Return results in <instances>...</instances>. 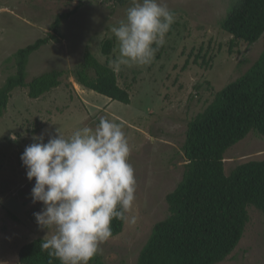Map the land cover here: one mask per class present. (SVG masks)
<instances>
[{
	"label": "rangeland",
	"instance_id": "1",
	"mask_svg": "<svg viewBox=\"0 0 264 264\" xmlns=\"http://www.w3.org/2000/svg\"><path fill=\"white\" fill-rule=\"evenodd\" d=\"M229 1L166 0L175 22L153 62L116 72L118 83L131 94L130 102L122 103L79 84L69 69L81 61L87 43L104 62L101 42L113 38L109 64L119 55L110 29L125 19L131 0L122 5L112 0H0V87L15 70L13 59H5L47 35L58 13L74 10L62 19L59 40L31 53L25 66L26 81L52 69L68 72L36 98L28 96L26 87L14 88L0 116V264H20L24 243L48 238L33 215L43 207L32 203L35 180L27 179L20 159L34 142L33 135L44 133L47 142L59 128L67 138L79 128H95L102 117L119 124L126 134L136 178V199L128 215L137 219L134 224L124 222L122 231L101 245L98 254L103 264H135L153 225L169 214L166 195L182 177L189 117L243 74L264 48V32L252 44H230L232 36L220 27ZM191 51L212 54L210 65L199 64L202 57L196 63V56L189 57ZM263 158L264 136L250 132L226 150L224 170ZM247 210L249 221L237 246L216 264H264V215L253 205Z\"/></svg>",
	"mask_w": 264,
	"mask_h": 264
},
{
	"label": "trees",
	"instance_id": "2",
	"mask_svg": "<svg viewBox=\"0 0 264 264\" xmlns=\"http://www.w3.org/2000/svg\"><path fill=\"white\" fill-rule=\"evenodd\" d=\"M112 1L122 5L128 0ZM72 12L58 13L47 35L5 59H13L15 70L0 87V116L14 88L26 87L28 96L36 98L57 86L68 72L52 69L26 81L25 66L31 53L59 40L60 23ZM220 27L232 36L231 45L237 40L252 44L264 32V0H230ZM114 48L113 38L102 40L100 50L106 57L102 62L87 43L81 61L69 72L84 87L110 100L129 103L128 88L118 83L117 73L109 67ZM194 53L191 51L189 57L196 56V63L202 57L199 64L210 65L212 54L207 57L206 53ZM250 132L264 136V48L243 74L217 90L201 111L189 117L182 145L186 160L182 177L166 195L169 214L153 225L135 264H216L235 249L249 221L247 206L253 205L264 215V158L238 163L228 173L224 170L226 150ZM123 225L114 219L111 237L119 234ZM43 240L35 238L24 243L18 262L60 264L42 250ZM89 263L103 261L97 254Z\"/></svg>",
	"mask_w": 264,
	"mask_h": 264
},
{
	"label": "clouds",
	"instance_id": "3",
	"mask_svg": "<svg viewBox=\"0 0 264 264\" xmlns=\"http://www.w3.org/2000/svg\"><path fill=\"white\" fill-rule=\"evenodd\" d=\"M175 22L166 0H131L125 19L112 26L119 55L109 67L147 66L155 59ZM21 154L32 203L43 207L33 215L46 230L42 250L60 264H89L112 236L114 219L135 223V170L121 126L100 118L95 128L82 127L70 137L55 129L48 136L33 135ZM51 264V262H50Z\"/></svg>",
	"mask_w": 264,
	"mask_h": 264
}]
</instances>
